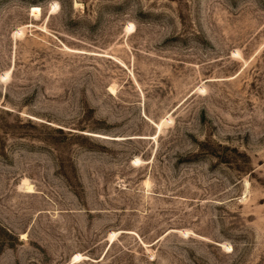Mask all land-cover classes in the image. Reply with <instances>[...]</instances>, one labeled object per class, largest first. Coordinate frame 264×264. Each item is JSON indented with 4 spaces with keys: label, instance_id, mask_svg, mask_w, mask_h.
<instances>
[{
    "label": "rangeland",
    "instance_id": "1",
    "mask_svg": "<svg viewBox=\"0 0 264 264\" xmlns=\"http://www.w3.org/2000/svg\"><path fill=\"white\" fill-rule=\"evenodd\" d=\"M0 264H264V0H0Z\"/></svg>",
    "mask_w": 264,
    "mask_h": 264
},
{
    "label": "bare ground",
    "instance_id": "2",
    "mask_svg": "<svg viewBox=\"0 0 264 264\" xmlns=\"http://www.w3.org/2000/svg\"><path fill=\"white\" fill-rule=\"evenodd\" d=\"M40 9V7L39 6H32V8H31V10L33 11V12H37L38 10ZM32 14H34V13H32Z\"/></svg>",
    "mask_w": 264,
    "mask_h": 264
}]
</instances>
